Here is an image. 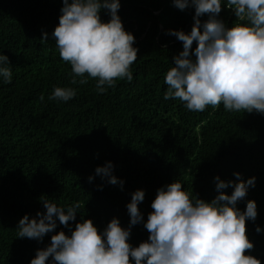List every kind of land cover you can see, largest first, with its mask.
<instances>
[{"label": "trees", "instance_id": "16d2710c", "mask_svg": "<svg viewBox=\"0 0 264 264\" xmlns=\"http://www.w3.org/2000/svg\"><path fill=\"white\" fill-rule=\"evenodd\" d=\"M120 4L118 15L138 49L130 66L133 80H117L98 94L94 79L70 84V65L59 57L51 33L62 0H0V54L12 68L11 83L0 81V264H30L51 235H70L57 221L41 241L17 238L19 219L43 213V199L61 206L79 203L72 228L83 218L102 231L113 217L128 226L126 204L138 189L145 193L138 208L146 220L157 188L178 179L193 199L210 201L218 194L214 177L236 182V172L243 180L255 177L237 207L243 211L248 200L256 203L255 220L245 222L253 243L245 254L264 264V115L229 112L222 104L190 111L179 99L165 100L164 75L183 50L166 32L188 33L194 9L181 11L172 0ZM219 18L226 27L240 22L223 5ZM101 19L109 17L102 11ZM43 33L48 35L42 40ZM54 86L74 87L77 94L68 102L49 100ZM107 161L122 187L94 174ZM221 191L230 195L232 189ZM148 235L143 223L134 225L128 242L138 246Z\"/></svg>", "mask_w": 264, "mask_h": 264}, {"label": "clouds", "instance_id": "9594fccd", "mask_svg": "<svg viewBox=\"0 0 264 264\" xmlns=\"http://www.w3.org/2000/svg\"><path fill=\"white\" fill-rule=\"evenodd\" d=\"M172 5L181 11L193 8L194 15L188 33L166 32L182 42L183 50L173 57L174 66L164 75V99H179L190 111L222 104L229 112L264 115V0H172ZM222 5L240 22L226 27L219 18ZM120 7V0H62L51 36L59 57L70 65V84L83 85L94 79L96 92L103 94L117 80H133L130 66L137 60L138 49L133 46V34L122 25ZM102 11L109 17L107 21L101 19ZM204 15L207 19L201 22ZM47 35L43 33L42 40ZM0 81H12V68L3 54ZM76 94L74 87L54 86L48 99L68 102ZM112 170V162L107 161L94 174L122 187L123 180ZM233 175L236 182L214 177L218 194L210 201L193 199L178 179L157 188L146 220L138 208L145 193L138 189L126 204L128 226L122 227L113 217L102 231L91 219L83 218L72 228L69 222L75 221L79 203L61 206L43 199V213L19 219L17 238L41 241L57 228V221L69 229L70 235L64 231L51 235L50 244L36 250L30 264H261L245 254L253 248L245 222L255 220L256 203L248 200L243 211L237 207L249 187L255 186V177L243 180L240 173ZM92 180L90 175L88 181ZM229 187L230 195L221 191ZM140 223L149 235L133 247L128 242L130 231ZM255 231L259 233L261 228L257 226Z\"/></svg>", "mask_w": 264, "mask_h": 264}]
</instances>
